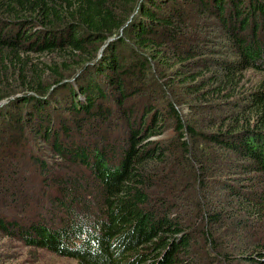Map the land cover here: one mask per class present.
<instances>
[{
	"label": "trees",
	"instance_id": "obj_1",
	"mask_svg": "<svg viewBox=\"0 0 264 264\" xmlns=\"http://www.w3.org/2000/svg\"><path fill=\"white\" fill-rule=\"evenodd\" d=\"M3 101L1 235L78 264H264V0H0Z\"/></svg>",
	"mask_w": 264,
	"mask_h": 264
},
{
	"label": "rangeland",
	"instance_id": "obj_2",
	"mask_svg": "<svg viewBox=\"0 0 264 264\" xmlns=\"http://www.w3.org/2000/svg\"><path fill=\"white\" fill-rule=\"evenodd\" d=\"M46 60H47V58H40V62L45 63ZM245 79L250 80L251 82L255 83L260 79V75L254 76V75L248 73L246 75ZM152 90H154V89H152ZM53 91H55V89ZM149 96L151 98H155L152 95V92ZM117 124H119V123H117ZM116 127L117 128H115V133H112L111 135H109L112 137V140H114L117 136L118 137L123 136V129H124L123 124H121V126H116ZM170 133H171V131H167L166 134L170 135ZM85 138H86V136H85ZM76 139L78 140L79 138L76 137ZM32 143L34 144L35 149L39 152L38 156L42 157L44 160H48V161L60 160L56 156L53 157V154L51 153V151H50V149L46 143H43V142L41 143L40 141H38V139L32 140ZM38 149H40V151ZM51 155H52V157H51ZM22 164L24 167V163H22ZM29 164L30 163H28V161L25 162V166H29ZM33 176H35V174ZM26 185H28V183H26ZM30 185H32V186H30ZM39 185H40V183H39L38 179L31 178V181H30L29 186L27 187V190L24 191L25 194H28V193H29V195L33 194L36 197V195L40 192V186ZM24 192H23V194H24ZM36 201H37V199H35V202ZM40 201L43 203L44 208L47 207V203H46L45 199H41ZM24 203H25V200L22 198L19 202V205H22ZM29 203L32 204L33 208L28 209L26 213L25 212L22 213V210L18 209V207H15V206L12 208L10 207L9 209H6V208H3V209L5 211L10 210L9 211L10 213H13V212H17L19 214L22 213V215H25V216H28L29 214H31L33 212H35V213L42 212L38 208H36L34 201H30ZM42 214L46 215V212H42ZM0 264H78V263L75 262L74 260L59 258V257H57L51 253H48L47 251L42 250V249L26 246L22 241H20L16 238L7 237V236L0 234Z\"/></svg>",
	"mask_w": 264,
	"mask_h": 264
},
{
	"label": "water",
	"instance_id": "obj_3",
	"mask_svg": "<svg viewBox=\"0 0 264 264\" xmlns=\"http://www.w3.org/2000/svg\"><path fill=\"white\" fill-rule=\"evenodd\" d=\"M109 41H111V40H108V42H109ZM103 48H104V47H103ZM103 48H102V49H103ZM5 103H6L5 101L1 102V103H0V106H1V105H4Z\"/></svg>",
	"mask_w": 264,
	"mask_h": 264
}]
</instances>
